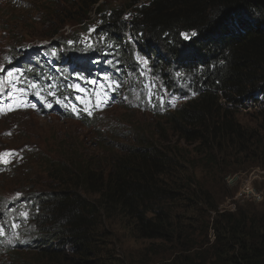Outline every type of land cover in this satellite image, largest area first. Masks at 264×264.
I'll return each mask as SVG.
<instances>
[{"label": "trees", "instance_id": "1", "mask_svg": "<svg viewBox=\"0 0 264 264\" xmlns=\"http://www.w3.org/2000/svg\"><path fill=\"white\" fill-rule=\"evenodd\" d=\"M38 1L51 6H38L45 17L33 24L25 22L29 17H20L13 40L25 49L12 57L10 53L8 69L21 70L31 80L53 84L58 94L65 93L61 86L66 83L60 86L51 77H58V72L42 56L44 50L66 74H81L86 81L133 84L145 72L134 56L137 50L146 56L152 78L165 90L181 92L178 88L185 83L181 94L193 95L163 116L191 150L145 137L128 145L101 141V159L77 152L64 141L63 160L45 157L51 175L34 181L45 190L21 196L30 207L32 225L13 207L8 209L2 222L6 235L0 239L1 264H8L1 259L5 251L17 256V264H135L131 259L118 260L109 249L111 227L122 225L140 240L176 241L182 237L181 224L176 226L181 218L178 203L204 205L217 212L214 199L230 192L224 179L231 169L247 164L264 168V0H123L114 5L107 0ZM5 2L10 10L5 16L20 12L18 6ZM92 12L97 38L85 40L77 31L61 33L73 21L86 28ZM192 32L196 35L184 39L183 33ZM35 40L49 42L35 47ZM28 47L39 49L35 59L26 60ZM69 63L74 69H69ZM112 94L121 95L115 87ZM250 99L262 109L257 126L242 123L237 116ZM154 103L159 98L145 101L151 108ZM51 107L27 108L18 103L0 110V117L30 110L48 115L54 104ZM76 120L87 127L93 124L88 116ZM14 154L7 158L19 157ZM195 157L209 170L208 184L197 177ZM0 171L9 176L18 170L0 163ZM261 207L257 212L239 208L218 213L210 255L192 253L182 244L167 264H264V199ZM12 222L20 227H9ZM30 254L34 257L26 261Z\"/></svg>", "mask_w": 264, "mask_h": 264}, {"label": "rangeland", "instance_id": "2", "mask_svg": "<svg viewBox=\"0 0 264 264\" xmlns=\"http://www.w3.org/2000/svg\"><path fill=\"white\" fill-rule=\"evenodd\" d=\"M12 4L19 7L20 12L8 13V5L5 0H0V67L4 69L0 76V84L2 88H10L8 83L7 72H15L8 70L7 57L11 53V57L23 51L25 48L15 46L13 39L17 37V32L14 30L20 26L18 20L20 17H29L25 22L27 25L33 24L35 19L45 17L42 11H38L40 8L48 9L51 5L46 1L39 2L38 0H8ZM123 0H107V4H119ZM35 2V4H34ZM38 4V5H37ZM36 5V6H35ZM61 6H65L61 3ZM13 14V15H12ZM95 13L92 12L89 19L86 20L87 27H82L83 24L73 21V23L66 24L62 27L61 33L64 36L69 35L71 32L77 31L83 39L93 40L97 38L93 35L96 29ZM64 19V17H61ZM68 21V20H67ZM94 29V30H92ZM25 39H29L26 35ZM49 42L48 40H35L34 46L44 45ZM32 42H29V45ZM73 45V44H71ZM27 47V45H26ZM142 60L146 62L145 58ZM53 66V62H51ZM69 67H73L70 66ZM145 72L139 77L137 82L127 81L123 84H119L117 81H92L85 80L81 74L69 73L68 78L79 79L83 82H74L70 84L69 95H75L79 93L73 86H79L84 89L81 91L84 96L91 101L94 105L97 101L106 103V107L97 114L94 115L92 126H85L80 124L78 120L71 117L62 116L60 118L56 113H49L48 115H41L35 111L16 112L6 116L0 117V154L4 152H12L19 154V157L12 159V165H15V169L18 170L17 174H3L0 176V196L5 198L8 196H19L29 191L43 192L44 187L40 184H36L39 177L45 175H51L49 168L44 163V158H55L63 160L65 147H61V143H68L69 147H74L73 150L77 152L86 153L89 155H98L102 159L103 154L101 150L103 142L115 143L119 142L122 145H128L129 143H136V139L145 137V140L179 144L181 146L190 147L185 145L183 141L178 138V135L171 129V125L168 119H164V114L167 111H173L178 107L186 98V94L179 95L178 93H184L186 90V84L181 83L183 86H179L181 92H173L165 90L162 84L156 79L150 77V70L145 65ZM21 73V72H20ZM71 75V76H70ZM149 76V77H147ZM29 78V77H28ZM18 86L22 83V81ZM28 83H36L37 88L33 89L28 87V83L25 86L27 91L21 95L17 91L11 92V94L5 93V97L11 99L12 103H16L20 100H27V98L34 94L39 93L43 102L50 104L51 102L46 98H54L57 101L62 96L55 93V85L42 84L31 79H25ZM91 82L92 87L86 89L84 86ZM120 92V97L109 101V93H112L114 87ZM17 86V87H18ZM107 90H110L107 92ZM54 93V95H50ZM80 94L76 96L79 98ZM150 97L154 99L159 98V103H154L153 108L147 107L145 101H148ZM162 98V99H161ZM51 100V99H50ZM142 101V102H141ZM249 104V102H247ZM253 103V102H252ZM4 107V106H3ZM0 109H4V108ZM264 109V107H262ZM258 105H251L250 107H241L238 110V118L242 123L257 126L261 118L258 114L262 110ZM163 128V129H162ZM161 129V130H159ZM161 140V141H160ZM65 141V142H64ZM68 149V148H67ZM75 150V151H76ZM94 157V156H93ZM18 162V164H17ZM194 163L197 164V177L203 183L208 184L209 170L205 168L200 158L195 157ZM8 164V165H10ZM194 167V165H192ZM47 167V168H46ZM233 169H235L233 167ZM21 171V172H20ZM252 174V180L256 188L263 191L264 194V168L260 164H247L239 170H230L229 174L225 177L224 181L227 183L230 192L215 197L214 203L217 205L218 211H209L204 205H196L193 207L185 206L184 202L178 203L177 210L181 214L179 227V233L182 237H176V241L166 240H140L133 237L130 231L124 226H113L111 232L113 236L111 239V246L109 249H113V255L120 259H131L135 264H167L170 258H172L179 250L182 244L186 245V249L192 253L209 254L213 251L215 243L214 220L218 213L224 211H238L244 209H253L260 211L262 209L261 202L244 200L237 197V193L240 188V183ZM25 177L27 180H33L30 182L23 181L21 177ZM233 177L232 180L230 178ZM45 184V182H43ZM264 199V196H263ZM235 205V209L233 206ZM181 228V230H180ZM213 244V245H212ZM12 253V251H11ZM6 260L8 264H17V256L13 253L4 254L1 256ZM26 261L32 259L33 254L26 255ZM28 263V262H27ZM1 264V262H0Z\"/></svg>", "mask_w": 264, "mask_h": 264}, {"label": "snow or ice", "instance_id": "3", "mask_svg": "<svg viewBox=\"0 0 264 264\" xmlns=\"http://www.w3.org/2000/svg\"><path fill=\"white\" fill-rule=\"evenodd\" d=\"M92 30H94V29H92ZM182 35H183L184 39L187 40V39H191L192 36H195L196 33L192 32L190 35L188 33H183ZM69 43H73V42L70 41ZM9 62H11L10 59H9ZM0 71H4V69L2 67H0ZM7 77H8V83L11 85V87L10 88H2V87H0V94H4V93L11 94V92L17 91V92L21 93V95H23L27 91L26 88L17 87L18 84L23 79V73L9 71V72H7ZM24 82L28 83L27 81H24ZM2 83L3 82L0 81V84H2ZM28 87L35 89V88L38 87V85L33 82V83H28ZM73 87H75L76 90H78V91H84V89L80 88L78 85L77 86H73ZM34 94L39 95V93H34ZM50 95H54V93H50ZM21 106H23V105H21ZM49 107H51V105H49ZM94 107H97V108L100 107V102L97 101L94 104ZM9 110H14V109H9ZM73 110L75 111V108ZM85 111H88L89 115H91V111L88 108H85ZM13 155H15V154L12 153V152H8V151L4 152L3 154H0V163H3V164L11 163V160L8 159L7 157H11ZM17 196H19V194H17ZM20 217L23 218V219H26L28 217V213L27 212H22V213H20ZM10 226L13 229H18L20 227V225L15 223V222H12ZM5 235H6L5 226H4L3 223H0V237H4ZM15 238L16 239L19 238L18 232L16 233ZM8 242L11 243V241H8Z\"/></svg>", "mask_w": 264, "mask_h": 264}, {"label": "clouds", "instance_id": "4", "mask_svg": "<svg viewBox=\"0 0 264 264\" xmlns=\"http://www.w3.org/2000/svg\"><path fill=\"white\" fill-rule=\"evenodd\" d=\"M256 96V95H255ZM257 96H259V94H257ZM190 97H193V96H188L187 94H186V98L184 99V101L183 102H185V101H187V99L188 98H190ZM253 100V99H252ZM247 101H249V100H247ZM182 102V103H183ZM246 102V101H245ZM181 103V104H182ZM180 104V105H181ZM179 105V106H180ZM178 106V107H179ZM177 108V107H176ZM176 108H174V109H176ZM173 109V110H174ZM61 118V117H60ZM92 119H94V118H91V120ZM1 175H3V174H0V176ZM21 196H22V194L20 195V196H8V197H3V198H1L0 197V223H2L3 221H4V219H5V216H6V213H7V211H8V209L10 208V207H13L14 208V211H15V214L16 215H18V216H20V213H22V212H27L28 213V217L26 218V219H24L25 221H26V224L27 225H32V223H33V218L31 217V215H30V207H29V205L27 204V203H24L23 202V200L21 199ZM26 198V197H25ZM26 199H28V198H26ZM11 224H8V226L9 227H11L10 226ZM12 228V227H11ZM2 237H0V239H1ZM9 249H10V251H12V246L11 247H8ZM4 254H6V251L2 254V256L4 255ZM1 259H2V257H1Z\"/></svg>", "mask_w": 264, "mask_h": 264}, {"label": "built area", "instance_id": "5", "mask_svg": "<svg viewBox=\"0 0 264 264\" xmlns=\"http://www.w3.org/2000/svg\"><path fill=\"white\" fill-rule=\"evenodd\" d=\"M247 102H249V104ZM251 105L253 106L256 105V103L252 99L245 102V107H250ZM251 176L252 174H250L249 177L245 178L240 183V188L237 193V197L242 198L244 200H250V201L253 200V201L261 202L264 196L263 191L255 187ZM232 179L233 177L230 178V180ZM233 209H235V205L233 206Z\"/></svg>", "mask_w": 264, "mask_h": 264}, {"label": "water", "instance_id": "6", "mask_svg": "<svg viewBox=\"0 0 264 264\" xmlns=\"http://www.w3.org/2000/svg\"><path fill=\"white\" fill-rule=\"evenodd\" d=\"M1 74V73H0Z\"/></svg>", "mask_w": 264, "mask_h": 264}]
</instances>
